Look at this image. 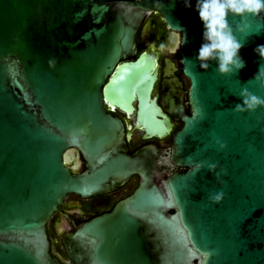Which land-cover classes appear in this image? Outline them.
<instances>
[{
  "label": "water",
  "instance_id": "1",
  "mask_svg": "<svg viewBox=\"0 0 264 264\" xmlns=\"http://www.w3.org/2000/svg\"><path fill=\"white\" fill-rule=\"evenodd\" d=\"M190 4L0 0V264H60L47 223L64 199L112 190L134 174L141 182L130 196L64 236L73 264H264V107L233 110L242 89L264 99L252 79L264 13L237 34L245 67L221 76L214 61L202 70L195 60L203 24ZM153 12L178 34L189 80L184 92L165 60L162 104L183 126L164 158L177 171L160 185L142 169L149 151L129 154L122 123L103 106V90L126 104L138 93L144 69L121 63L135 56ZM80 157L86 170L77 174Z\"/></svg>",
  "mask_w": 264,
  "mask_h": 264
},
{
  "label": "flooded vegetation",
  "instance_id": "2",
  "mask_svg": "<svg viewBox=\"0 0 264 264\" xmlns=\"http://www.w3.org/2000/svg\"><path fill=\"white\" fill-rule=\"evenodd\" d=\"M177 35L167 27L159 14L151 13L136 36L135 56L121 63H138L139 70L144 69L145 75L139 77L137 83L138 93L133 89L132 100L126 104L118 100L111 89L106 92L103 90L104 109L123 125L126 151L129 154L149 151L141 165L146 177L156 185L161 184L164 174L177 171L164 158L170 154L173 134L183 126L180 120L166 112L162 104L165 60H170L174 65V74L181 82L184 92L189 88V80L181 68ZM148 80H151V85L146 94ZM80 161L77 174L86 170L82 157ZM140 182V175L134 174L106 192L89 197L68 195L47 223L51 256L60 264H73L62 244L64 236L90 219L109 213L116 203L130 196Z\"/></svg>",
  "mask_w": 264,
  "mask_h": 264
},
{
  "label": "clouds",
  "instance_id": "3",
  "mask_svg": "<svg viewBox=\"0 0 264 264\" xmlns=\"http://www.w3.org/2000/svg\"><path fill=\"white\" fill-rule=\"evenodd\" d=\"M183 6L185 9L189 8L190 0H183ZM195 11L203 24V42L195 57L199 68L207 70L210 62L214 61L219 75L228 76L238 73L245 67V62L239 55L243 43L237 39V34H249L251 27L249 21L264 13V0H196ZM230 19L236 21L234 27ZM262 30L264 24L260 25L255 34H259ZM185 42L187 38L183 35L182 43ZM163 47L162 44L161 48ZM254 52L258 54L262 65L252 79L264 89V45H258ZM239 98L242 102L235 105L233 110L236 113L255 111L264 107V99L251 94L246 88L240 91ZM215 167L210 165V169ZM219 175L218 173L217 176ZM223 195V192H219L211 199L218 203Z\"/></svg>",
  "mask_w": 264,
  "mask_h": 264
},
{
  "label": "bare ground",
  "instance_id": "4",
  "mask_svg": "<svg viewBox=\"0 0 264 264\" xmlns=\"http://www.w3.org/2000/svg\"><path fill=\"white\" fill-rule=\"evenodd\" d=\"M123 106V105H122Z\"/></svg>",
  "mask_w": 264,
  "mask_h": 264
}]
</instances>
